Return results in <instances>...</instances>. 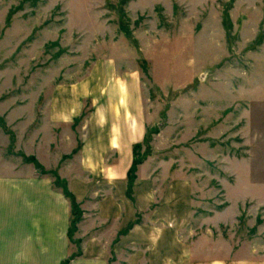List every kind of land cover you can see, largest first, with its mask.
I'll return each mask as SVG.
<instances>
[{
	"label": "rangeland",
	"instance_id": "rangeland-1",
	"mask_svg": "<svg viewBox=\"0 0 264 264\" xmlns=\"http://www.w3.org/2000/svg\"><path fill=\"white\" fill-rule=\"evenodd\" d=\"M122 82L146 120L128 193L144 181L150 205L115 240L141 224L168 235L108 264H150L160 243L170 264H264V0H0V178L34 165L64 192L29 153ZM71 90L82 116L57 128L51 103ZM94 204L72 214V260L107 228Z\"/></svg>",
	"mask_w": 264,
	"mask_h": 264
},
{
	"label": "crops",
	"instance_id": "crops-1",
	"mask_svg": "<svg viewBox=\"0 0 264 264\" xmlns=\"http://www.w3.org/2000/svg\"><path fill=\"white\" fill-rule=\"evenodd\" d=\"M132 80L135 84L136 77ZM125 83L114 89L120 97L113 90L108 97L97 98L96 112L79 122L77 131L52 130L48 140L39 142L40 146L29 153L43 168L56 171L66 181L81 206L87 208L88 199L95 200L93 228L99 231L107 226L86 238L83 255L71 264H108L112 248L116 253L136 250L137 245L153 243L157 235L159 239L168 235L167 229L157 233L141 224L115 240L119 231L134 223L138 210L144 212L150 205L149 185L140 189L144 181L134 184L133 199L128 193L133 150L145 138L146 120L136 88L130 90ZM123 88L127 89L125 96ZM63 94L51 103L54 108L49 119L57 128L72 126L83 112L80 91ZM71 219V203L55 186V178L42 175L34 165L20 163V178H0V264H64L73 253ZM151 249L150 264L171 263L168 245H151ZM136 263L137 255L133 254L127 264Z\"/></svg>",
	"mask_w": 264,
	"mask_h": 264
},
{
	"label": "trees",
	"instance_id": "trees-1",
	"mask_svg": "<svg viewBox=\"0 0 264 264\" xmlns=\"http://www.w3.org/2000/svg\"><path fill=\"white\" fill-rule=\"evenodd\" d=\"M136 165H137V163H135L134 162V164H133V166H132V168H131V170H130V175H129V180H130V182L131 181H133L134 180V173H135V170H136ZM62 186V185H61ZM66 187V189L64 190V195H65V197L69 200V202L71 203V206H72V214H73V216H74V214L75 215H77V212L79 211V208H78V206L80 205V203L79 202H77L76 200H75V198L72 196V194L69 192V190H68V188H67V185H64V188ZM131 190V186H130V188H129V191ZM72 224H73V222H72V220H71V226H70V229H69V235H70V232H71V227H72ZM73 257V256H72ZM72 260V258L71 259H69V260H67L66 262H64V264H69L70 263V261Z\"/></svg>",
	"mask_w": 264,
	"mask_h": 264
}]
</instances>
